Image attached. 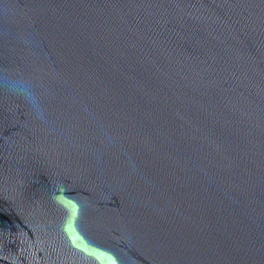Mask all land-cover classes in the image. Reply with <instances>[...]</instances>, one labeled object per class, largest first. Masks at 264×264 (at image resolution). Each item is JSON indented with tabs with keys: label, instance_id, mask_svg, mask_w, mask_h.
Here are the masks:
<instances>
[{
	"label": "water",
	"instance_id": "95a60500",
	"mask_svg": "<svg viewBox=\"0 0 264 264\" xmlns=\"http://www.w3.org/2000/svg\"><path fill=\"white\" fill-rule=\"evenodd\" d=\"M0 264H264V0H0Z\"/></svg>",
	"mask_w": 264,
	"mask_h": 264
}]
</instances>
